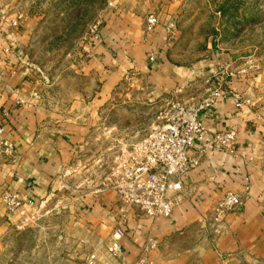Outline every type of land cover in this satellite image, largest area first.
<instances>
[{"label":"crops","instance_id":"obj_1","mask_svg":"<svg viewBox=\"0 0 264 264\" xmlns=\"http://www.w3.org/2000/svg\"><path fill=\"white\" fill-rule=\"evenodd\" d=\"M182 5L115 1L89 48L51 81L32 69L26 25L0 27V44L10 49L0 62V123L13 145L11 155L0 156V194L16 191L30 208L51 207V264H87L91 254L94 264H264V118L249 108L239 112L229 95L263 103L264 63L221 50L214 40L187 49ZM151 14L158 24L148 30ZM213 74L226 94L199 113L205 133L187 150L199 165L183 178V199L168 219L128 208L121 251L111 257L106 248L120 206L114 191L72 184L80 150L103 125L104 106L129 111L177 98L197 106L209 102L205 79ZM232 127L231 145L215 141ZM227 192L239 203L216 220L215 205Z\"/></svg>","mask_w":264,"mask_h":264},{"label":"rangeland","instance_id":"obj_2","mask_svg":"<svg viewBox=\"0 0 264 264\" xmlns=\"http://www.w3.org/2000/svg\"><path fill=\"white\" fill-rule=\"evenodd\" d=\"M115 1L0 0V16L10 20L23 14L19 27L26 25L31 33L29 59L36 63L31 67L43 81H51V76L63 75V69L82 54V49L89 48L104 10ZM182 3L180 25L187 49H205L214 40L221 50L264 63V0H182ZM5 28L15 27L8 24ZM168 100L145 109L141 105L132 106L131 112L121 105L118 108L113 103L105 105L103 125L98 133L89 134L88 148L80 150L76 158L72 184L88 190L102 188L116 159L129 151L128 144L138 143L160 123ZM58 203L63 204V199ZM0 205L3 209L0 222L6 226L0 232V264H51L47 258L51 255V207L47 202L30 209L38 211V219L21 230L15 228L13 217L7 214L1 194Z\"/></svg>","mask_w":264,"mask_h":264},{"label":"built area","instance_id":"obj_3","mask_svg":"<svg viewBox=\"0 0 264 264\" xmlns=\"http://www.w3.org/2000/svg\"><path fill=\"white\" fill-rule=\"evenodd\" d=\"M0 16V25L19 27L23 14L19 13L10 20ZM100 22H98L99 25ZM158 24L155 14L147 18V29ZM97 30V29H96ZM96 33L92 38L95 37ZM92 44V43H91ZM10 54L9 47L0 46V62ZM214 80V81H213ZM205 83L211 85L209 102L197 106L186 105L181 100H170L165 105L160 123L151 128L144 138L116 160L111 173L105 178L101 189H111L120 203L117 208L116 225L109 236L106 248L111 257L121 251V240L128 225L127 209H136L139 214L153 220L168 219L173 208L183 199V178L189 171L199 165L198 155H189L187 150L195 146L205 133V126L199 119L200 111L223 94V82L215 74L208 76ZM233 106L239 112L244 108L252 109L259 117L264 118V103H257L239 92L229 94ZM39 97V93H34ZM236 137V129L220 133L215 141L225 146L231 145ZM13 153V145L5 136L4 125L0 123V156ZM1 203L7 214L14 219V226L21 230L38 219V211L30 210L24 199L16 191L5 190L1 194ZM239 203L235 193L227 192L216 203V220L222 214L231 211ZM155 244L152 243L153 247ZM95 255H89L87 264H94Z\"/></svg>","mask_w":264,"mask_h":264}]
</instances>
